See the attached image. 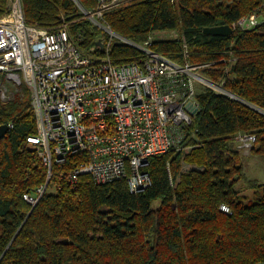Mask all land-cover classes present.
<instances>
[{
    "label": "trees",
    "instance_id": "trees-1",
    "mask_svg": "<svg viewBox=\"0 0 264 264\" xmlns=\"http://www.w3.org/2000/svg\"><path fill=\"white\" fill-rule=\"evenodd\" d=\"M20 1L26 22L65 24L81 52L103 54L98 42L106 34L80 10L90 11L96 0ZM261 1L134 0L105 13L111 30L134 42L176 33L154 39L152 49L178 63L205 64L197 71L223 90L198 89V111L184 127L186 151L150 157L151 184L142 191L130 192L123 178L97 184L83 174L75 184H49L29 204L23 195L46 177L26 140L35 133L30 91L21 83L0 98V125L8 127L0 139V264L264 262V182L247 178L235 143L238 134L251 133L250 154L264 157V21L229 35L203 33L231 26ZM7 9L8 0H0V16ZM108 56L120 64L139 60L141 52L112 40ZM3 83L10 85L0 73Z\"/></svg>",
    "mask_w": 264,
    "mask_h": 264
},
{
    "label": "built area",
    "instance_id": "built-area-1",
    "mask_svg": "<svg viewBox=\"0 0 264 264\" xmlns=\"http://www.w3.org/2000/svg\"><path fill=\"white\" fill-rule=\"evenodd\" d=\"M132 1L96 0L90 11H83L107 36L101 41L103 54L93 56L79 50L64 25L43 30L26 22L20 0H8L0 18V73L6 83H24L30 91L35 133L27 136V145L46 170L45 182L32 195H23L29 204L49 184H75L83 174L97 184L123 178L133 193L146 189L150 157L186 150L184 127L198 111V89L223 91L197 71L205 64L178 63L152 49L154 39L176 33L134 42L113 32L101 16ZM263 21L264 0L259 10L240 17L231 28L247 29ZM112 40L139 50L140 59L113 63L108 56ZM3 89L4 83L1 96ZM237 138L246 149L256 140L251 133ZM220 209L228 211L225 205Z\"/></svg>",
    "mask_w": 264,
    "mask_h": 264
},
{
    "label": "rangeland",
    "instance_id": "rangeland-1",
    "mask_svg": "<svg viewBox=\"0 0 264 264\" xmlns=\"http://www.w3.org/2000/svg\"><path fill=\"white\" fill-rule=\"evenodd\" d=\"M80 10L83 13V11L85 9L80 6ZM3 15L0 16V18L3 17ZM104 15L105 14H103L101 16L102 19L104 18ZM83 17H84V15H83ZM85 18H87V17H85ZM87 19H89L91 21L90 18H87ZM102 19H98V21L99 22H103V21H101ZM259 20L261 21V18H259ZM91 23L93 24L92 21H91ZM63 25L65 26V24H60L59 26H63ZM55 27H58V26H55ZM41 29H43V30H52V28H45V27H41ZM170 35H171L170 34V31L169 32L168 31H162V32L156 33V37L158 36V38L169 37ZM6 86L8 87L7 88L8 90L3 89V95L2 96L0 95V97L2 99L9 97L11 95V92L12 91L17 90L15 88V86H13V85H6ZM242 134H244V133H242ZM239 142L240 141H239V139L236 136L235 137V143L238 146V148L240 149L241 154L243 156L242 161H243V164H244V172H245V175L247 176L248 179L257 180L258 182H261V183L264 182V157H259V156H253V155H251L250 154L251 148L246 149V148L240 146L241 144ZM253 145L251 147H253ZM184 167L187 168L188 166H184ZM236 188L238 190L243 189L242 188V183H239L236 186ZM242 193L245 194V195L246 194H251V190L243 189L242 190Z\"/></svg>",
    "mask_w": 264,
    "mask_h": 264
},
{
    "label": "water",
    "instance_id": "water-1",
    "mask_svg": "<svg viewBox=\"0 0 264 264\" xmlns=\"http://www.w3.org/2000/svg\"><path fill=\"white\" fill-rule=\"evenodd\" d=\"M232 30L233 29L231 28L230 25L224 24V25H218V26L205 27L203 29V33L209 34V35H229L232 33ZM98 45L101 47L102 43L98 42ZM7 128L8 127L5 124L0 125V139L2 138V136L7 131Z\"/></svg>",
    "mask_w": 264,
    "mask_h": 264
}]
</instances>
